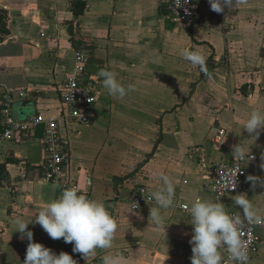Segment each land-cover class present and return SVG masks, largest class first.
Instances as JSON below:
<instances>
[{"label": "crops", "instance_id": "crops-1", "mask_svg": "<svg viewBox=\"0 0 264 264\" xmlns=\"http://www.w3.org/2000/svg\"><path fill=\"white\" fill-rule=\"evenodd\" d=\"M203 7L189 27L173 22L165 0H0V115L5 93L13 90L16 120L58 117L65 107L60 85L82 46L90 49L89 66L113 71L127 89L123 98L110 96L100 79L92 121L60 120L70 173L118 224L113 247L80 264H103L108 254L122 256L123 264H190L189 209L197 195L243 215L234 205L240 195L219 197L210 188L213 165L233 160L240 144L255 155L245 163L247 177L264 180V131L254 139L243 130L253 110L264 113V0H244L222 13L209 0ZM184 48L205 55L207 74L183 58ZM43 136L42 126L7 140L0 125V264H23L29 241L15 231V220H34L63 191L43 177ZM160 174L175 184L173 206L161 210L164 229L151 221L154 200L137 210L130 203L140 186L159 190ZM246 184L245 196L263 221L260 252L248 264H264V188L247 178ZM28 229L33 242L57 255L73 249L38 224ZM225 248L222 264H237L225 262Z\"/></svg>", "mask_w": 264, "mask_h": 264}, {"label": "clouds", "instance_id": "clouds-1", "mask_svg": "<svg viewBox=\"0 0 264 264\" xmlns=\"http://www.w3.org/2000/svg\"><path fill=\"white\" fill-rule=\"evenodd\" d=\"M244 0H209L211 10L224 12L225 8H235ZM184 3H187L185 0ZM188 14V9L185 8ZM183 58L193 66H198L202 73L207 74L206 57L199 51L189 48L182 50ZM97 76L103 87L113 97L123 98L127 94L125 86L117 79L113 71L101 68ZM130 87V86H129ZM245 130L252 138H258L264 131V113L253 110L244 124ZM235 160H251L249 149L246 151L238 144L233 148ZM260 167L264 169V156ZM162 185L159 190L150 193L155 201V207L150 209L152 223L158 229L165 228V216L161 210H167L174 204L175 184L167 175L160 174ZM255 187L264 188V180L248 176ZM234 205L242 210L240 216H230L225 205L196 196L190 206L192 235L189 243L192 245L191 264H222L220 249L226 247L230 257L237 264H248L249 257L246 245L242 239L244 222L261 223L262 218L253 208L245 195L237 196ZM35 219L26 221L18 217L15 220V231L29 241L23 264H77L71 255L61 251L58 255L40 243L33 242V232L28 229L29 223L38 224L53 240L63 238L65 243L73 244V253L81 254L88 262L96 251L111 249L118 229L116 219L109 213L103 202L89 199L77 187L67 188L60 196L46 204ZM103 264H123L120 255L108 254L103 257Z\"/></svg>", "mask_w": 264, "mask_h": 264}, {"label": "built area", "instance_id": "built-area-1", "mask_svg": "<svg viewBox=\"0 0 264 264\" xmlns=\"http://www.w3.org/2000/svg\"><path fill=\"white\" fill-rule=\"evenodd\" d=\"M165 0L168 16L177 24L193 26L203 10L204 0ZM188 9V14L185 13ZM90 49L87 47L77 48L75 51L74 65L67 79L60 85V97L65 106L61 114L56 116L33 115L25 120H16L12 114V105L15 101L13 90H8L2 101L0 125L3 127V138L14 140L24 133L36 132L44 127L43 157L39 163L44 179L56 183L62 190L71 187L80 189L77 177L69 171L70 148L69 142L62 134L61 119L66 123L89 124L92 121L93 108L101 93L100 78L89 72ZM22 97L27 95L26 91H17ZM225 133L221 130L218 138ZM216 141H219L216 139ZM253 158L255 155L250 154ZM247 160L218 161L211 169L210 188L219 197L233 193L246 195L248 188L246 184ZM82 193V192H81ZM153 202L150 192L146 186L136 188L130 195L132 209H140L145 203ZM184 208H188L184 205ZM237 216L236 213H228ZM243 219V215H238ZM261 223L244 222L242 226V239L246 245L249 260L260 252L261 238L257 228ZM225 262H236L230 257L225 248ZM248 260V261H249ZM237 263V262H236ZM191 264V263H190Z\"/></svg>", "mask_w": 264, "mask_h": 264}, {"label": "water", "instance_id": "water-1", "mask_svg": "<svg viewBox=\"0 0 264 264\" xmlns=\"http://www.w3.org/2000/svg\"><path fill=\"white\" fill-rule=\"evenodd\" d=\"M100 69H101V67H98V66H95V65H90V66L88 67L89 72L96 73V74L98 73V71H99ZM59 250H60V251H63V252H66V253H68L69 255H72V256L74 257V260L77 261V264H80V263H79V260L82 259L81 254H79V253H73V251H70V250H67V249H62V248H60Z\"/></svg>", "mask_w": 264, "mask_h": 264}, {"label": "trees", "instance_id": "trees-1", "mask_svg": "<svg viewBox=\"0 0 264 264\" xmlns=\"http://www.w3.org/2000/svg\"><path fill=\"white\" fill-rule=\"evenodd\" d=\"M76 12H77L78 14H81L82 10H79V9L76 8ZM0 167H2V166L0 165ZM126 178H128V176H125V177H122V178L118 179V182H121V181H123V180L126 179Z\"/></svg>", "mask_w": 264, "mask_h": 264}]
</instances>
